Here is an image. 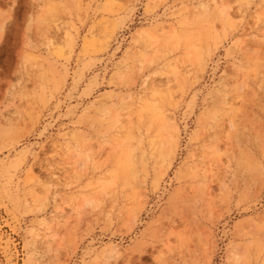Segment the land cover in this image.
<instances>
[{"label":"rangeland","instance_id":"rangeland-1","mask_svg":"<svg viewBox=\"0 0 264 264\" xmlns=\"http://www.w3.org/2000/svg\"><path fill=\"white\" fill-rule=\"evenodd\" d=\"M23 3L0 264H264V0Z\"/></svg>","mask_w":264,"mask_h":264},{"label":"snow or ice","instance_id":"snow-or-ice-1","mask_svg":"<svg viewBox=\"0 0 264 264\" xmlns=\"http://www.w3.org/2000/svg\"><path fill=\"white\" fill-rule=\"evenodd\" d=\"M21 8H27L28 5L23 3V0H18V4L16 5ZM4 18L2 22H0V34L3 35V37H7V34L9 32V29L11 25L14 23L13 19L8 16L7 13L3 14ZM29 23H31V20L29 19ZM261 72H264V67L261 68ZM261 88L264 89V83L261 84Z\"/></svg>","mask_w":264,"mask_h":264}]
</instances>
